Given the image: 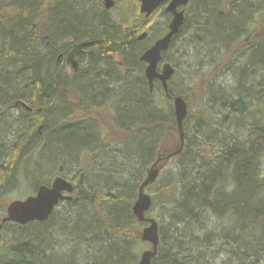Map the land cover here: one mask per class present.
I'll use <instances>...</instances> for the list:
<instances>
[{
  "label": "trees",
  "instance_id": "trees-1",
  "mask_svg": "<svg viewBox=\"0 0 264 264\" xmlns=\"http://www.w3.org/2000/svg\"><path fill=\"white\" fill-rule=\"evenodd\" d=\"M137 27L115 24L88 0H0V113L19 103L32 110L18 106L20 120L9 124L0 114V160L13 158L4 146L7 137H17L14 158L21 160L32 147L31 155L40 157L35 171L56 168L62 177L74 173L80 180L70 181L73 200L60 203L47 222L9 223L20 233L14 231L9 250L0 242V264H137V234L146 225L132 207L149 169L165 156L166 132L176 128L161 85L149 90L139 60L149 46L138 41ZM81 43H92L95 55L71 77L65 58ZM174 51L199 77L190 74L194 83L179 93L172 88L179 68L167 57ZM163 62L175 69L168 93L185 99L188 117L183 149L151 197L148 214L160 210L152 264H217L224 256L231 258L228 264H262L264 0H190ZM223 80V88H205ZM99 109L113 111L107 125L123 138L106 136ZM24 167L19 172L0 165V200L18 175L27 178L28 163ZM214 220L218 234L208 229ZM49 243L74 246L67 255L49 257L43 247Z\"/></svg>",
  "mask_w": 264,
  "mask_h": 264
},
{
  "label": "water",
  "instance_id": "water-1",
  "mask_svg": "<svg viewBox=\"0 0 264 264\" xmlns=\"http://www.w3.org/2000/svg\"><path fill=\"white\" fill-rule=\"evenodd\" d=\"M140 14L146 20L151 18L158 10L165 6V13L171 16L168 25V32L157 40L148 50L139 58L140 62L146 65L145 79L149 85L150 92H153L155 82H159L166 98L173 103L174 117L180 137V148L172 154L158 158L157 162L149 170L147 177L139 188V194L135 201L132 212L138 223L145 224L146 227L140 234V240L151 246V250L143 252L139 264H152L157 257L160 245L159 226L154 219L148 218L147 214L152 209V198L145 193L146 189L156 183L160 176V164L164 161L178 156L185 144L184 123L188 117V105L183 97L172 98L168 93L169 84L175 75V69L169 63H163V55L168 52L171 42L180 33L185 22V9L190 0H139ZM104 7L111 10L115 6L113 0H105ZM145 32L138 37L139 41L147 38ZM90 43L75 45L66 58V63L70 66L69 72L74 73L78 70V60L88 55L93 56V52H87L85 49L90 47ZM52 85L48 84L43 90V96L49 98V91ZM27 111L32 110L25 104L19 103ZM62 169L60 170V173ZM75 186L63 177L55 178L50 186L42 185L38 187L35 194L24 200L14 201L6 208V217L0 224V229L6 223H12L18 226H27L34 223H45L60 203L71 202Z\"/></svg>",
  "mask_w": 264,
  "mask_h": 264
},
{
  "label": "rangeland",
  "instance_id": "rangeland-1",
  "mask_svg": "<svg viewBox=\"0 0 264 264\" xmlns=\"http://www.w3.org/2000/svg\"><path fill=\"white\" fill-rule=\"evenodd\" d=\"M88 1H90V3L93 4L94 6H96L98 4V5H100V7L104 8L103 2L105 0H88ZM113 1L115 2V7L113 9H111L110 11H108V13H109V16L111 17V19L113 20V22L115 24H118V25L124 24L126 27H130V28L132 26H138L137 29L135 30L136 37H139L143 33L146 32L148 34V36L144 40V43L146 46H149V47H151L158 39H160L162 37L164 29L167 28V26L170 22V20L167 21V18H165L163 16V14H162L164 11L163 8L160 9L159 11H157L151 18L146 20L144 18V16L140 14V2H139V0H113ZM178 56L179 55L176 54V51L171 52L167 56L168 59L171 61V63L175 67H177L176 70H178V68H179V73L176 74V77L174 79V83L172 84V88L176 93H179L182 88L188 89L194 83L193 79L187 78L190 74L194 73L195 79L199 78L197 76V73H196V71H197L196 68L190 66L191 64L185 62L183 59L178 60V58H179ZM205 63H206V61L203 64L205 65ZM206 65H208V64H206ZM188 67H190V68H188ZM205 82L208 84V80H206ZM223 83H224V80L222 82L218 81L217 83L210 82L209 85H205L206 86L205 88L207 90H209L210 92L211 91L213 92L214 88H216L218 86H220V88H223ZM195 84H197V82H195ZM208 86H209V88H208ZM191 92H188V93L190 94ZM50 94H51V90L49 91V97H50ZM192 94H194V93L192 92ZM192 105L194 107L196 105V103L193 102ZM18 106L22 107L21 104L15 105V106L12 105L10 107H3L2 111L0 113L1 117H2V121L6 120L8 118V122H6V121L5 122L9 124V120H10V122H15V121L20 120L21 114H20L19 109H17ZM165 107H166V109H168L169 105L166 104ZM172 107H173V104H172ZM23 109H25V108H23ZM98 111H99L100 115H97V116H102L101 118L100 117L98 118L99 119L98 122L100 124L99 127L103 129L106 136H112L113 139L115 137V138H118V140L123 138V136L116 134L115 130L110 128L109 125H107V122L109 120L108 115L113 113V111L112 110H106V109H104V110L99 109ZM173 111H174V109H173ZM79 118H85V117H83L82 114L80 113ZM73 119L76 120L78 118L74 116ZM228 123H229V125L231 124L230 127H234V122H231V121H229V119H227L226 124H228ZM226 124H224V125H226ZM168 132H169L168 134L166 132L167 143H166V150L164 152V154L166 156L169 154H172L173 152H175L176 150H178L180 148V137H179L177 126H176V128L175 127L169 128ZM2 139L3 138H1L0 140H2ZM6 144L4 146V147H7V151L5 150V154H7L6 157L8 156V154H10V155L12 154L13 158L10 159V156L6 160L4 159L5 157L1 158L0 165H3L4 167H6V165H9L13 169H17L20 172L23 169H25L24 164L28 163V166L30 169H27L28 175H27L26 179L21 178V176L19 177V175H18L17 180L13 181L14 186L9 188L7 191H5V194H6L5 197L2 200H0V210H2V209L5 210L11 202L24 200L27 197L34 195L37 188L43 182L48 181L49 183H51L56 178V173L59 174V172L56 170V168L54 169L56 171L52 170V171H46L44 173H42L41 171L38 172V170L35 171V169H33V167L34 168L37 167V163H38V161H40V157L39 156L36 157V155H34V156L31 155L32 152L33 153L36 152L35 149L32 147L29 148L25 152L24 155H22L21 160H17L18 156H16V158H14V155H15L14 152L20 146V141H17V137H15L13 139H10L7 137ZM0 147H1V145H0ZM37 154H38V152H37ZM173 158L174 157H172L171 159L164 161L160 164V167H161V172H160V176H159L160 178H158V180L156 181L155 184L150 186V189H148V188L146 189V191H145L146 194H148L149 196L152 197L154 195V193H156L157 189L161 186V184H158V182L161 179H162V182H164V178H167L170 176L169 171L172 167V163H174V160H175ZM59 168L60 167H58L57 169H59ZM76 176L77 175L74 176V173H69L67 175V177H65V178L68 181H73V184H75V183H79V181H80L79 179H74ZM86 180L87 179H85V181ZM85 181H83L82 183L84 184ZM3 213L5 214L6 212L4 211ZM159 213H160V210H157L152 215L148 214L147 217L156 220V218L159 216ZM3 215H0V223L2 221V218L4 217ZM216 223H217V221L214 220V224L211 223L208 226V229H209L211 234H214V233L218 234V230H216V227H215L217 225ZM218 226H219V223H218ZM145 227H142V226L139 227L140 232H139V234H137L138 240H140V234L142 233V231ZM15 230L16 229H14L9 224L6 225L4 228L0 229V242L2 245H4L6 247L5 250H9L8 248L13 244V241L11 240V238L14 235L13 233ZM16 231H17V236H18V234L20 232H19V230H16ZM61 244H63V243H61ZM141 245L142 246H141V253L139 255V260L135 261V263H137V264H139V261H140V258H141V255L143 254V252H145L147 250H151V246L149 244L141 242ZM73 246L74 245L72 243L63 245L62 247H60L56 244H53V243H49V246L43 245L44 249L47 252V256L51 257V255H56L59 258L65 254L67 255V252H69L73 248ZM45 247H47V248H45ZM84 251H87V249H84ZM212 258H213V254L211 253L210 258H208L210 263H212L211 262ZM230 259L231 258H229L227 256L221 257L219 260H217V264H228ZM262 264H264V261Z\"/></svg>",
  "mask_w": 264,
  "mask_h": 264
},
{
  "label": "flooded vegetation",
  "instance_id": "flooded-vegetation-1",
  "mask_svg": "<svg viewBox=\"0 0 264 264\" xmlns=\"http://www.w3.org/2000/svg\"><path fill=\"white\" fill-rule=\"evenodd\" d=\"M104 3V2H103ZM103 6H104V4H103ZM115 7V6H114ZM163 9H165V6L164 7H162ZM161 8V9H162ZM104 10L106 11V12H108V11H110V10H106L105 9V7H104ZM170 16V15H169ZM170 18H171V16H170ZM171 21V20H170ZM170 23V22H169ZM169 25V24H168ZM138 39V38H137ZM139 41V40H138ZM144 41V40H143ZM81 44H83V43H81ZM91 45H90V47L89 48H86L85 50L87 51V52H93L94 53V55H95V51H94V46L92 45V43H90ZM75 45H79V44H74L73 46H72V49H73V47L75 46ZM150 48V47H149ZM148 48V49H149ZM71 49V50H72ZM71 50L69 51V53L71 52ZM68 53V54H69ZM68 54H67V56H68ZM94 55L93 56H88V55H86V56H84V57H82L81 59H79L78 60V62H79V66H78V70L76 71V72H74V73H70L69 72V69H70V66L66 63V58H67V56H66V58H65V73L66 74H68L69 76H74L75 74H77V73H82V71H84V69L83 68H85L86 67V64H89V63H91V59L94 57ZM146 67V66H145ZM158 83V82H157ZM158 84H160V83H158ZM162 88V87H161ZM163 90V89H162ZM164 92V91H163ZM60 174H56V177H58ZM5 217H3V219H4ZM2 219V220H3ZM1 223H2V221H1ZM5 225L6 224H4L3 226H2V228H4L5 227Z\"/></svg>",
  "mask_w": 264,
  "mask_h": 264
}]
</instances>
